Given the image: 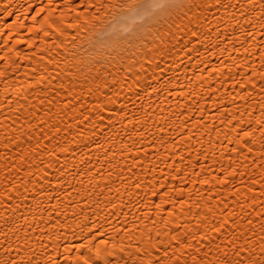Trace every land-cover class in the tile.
<instances>
[{
    "label": "bare ground",
    "instance_id": "bare-ground-1",
    "mask_svg": "<svg viewBox=\"0 0 264 264\" xmlns=\"http://www.w3.org/2000/svg\"><path fill=\"white\" fill-rule=\"evenodd\" d=\"M262 242L264 0H0V264Z\"/></svg>",
    "mask_w": 264,
    "mask_h": 264
},
{
    "label": "snow or ice",
    "instance_id": "snow-or-ice-1",
    "mask_svg": "<svg viewBox=\"0 0 264 264\" xmlns=\"http://www.w3.org/2000/svg\"><path fill=\"white\" fill-rule=\"evenodd\" d=\"M101 119H103V117H101ZM250 133L245 132L244 136L247 137L249 136ZM231 142V141H230ZM233 151H235V149H233ZM249 151H251V149H249ZM181 159H184L183 157H181ZM233 175L235 173H232ZM201 183H207V181H201ZM219 183L224 184L227 183V180L225 179H220ZM139 186V185H137ZM157 193L154 191L153 195H156ZM226 226H228V220L225 219L224 221L220 222L218 225H212L209 229L208 232L211 234V236L207 235V234H201L199 239L200 241H204L206 239H214V238H218L219 234L221 233L222 230H227ZM200 225H197V228H199ZM188 231H191L190 229ZM195 238V237H194ZM262 245H264V242H262ZM244 252V248H238L236 249V251L233 253V256L239 257L238 259L235 260L234 264H245V261L242 257V253ZM255 256V253L252 252V255L249 257V264H264V246L261 247V251H260V257L261 259H253L252 257ZM9 264H16L15 261H10ZM48 264H57L56 261H49ZM223 264H233L232 261L225 259L223 261Z\"/></svg>",
    "mask_w": 264,
    "mask_h": 264
}]
</instances>
